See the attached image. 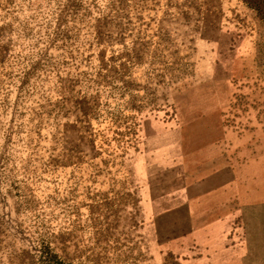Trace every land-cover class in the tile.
I'll list each match as a JSON object with an SVG mask.
<instances>
[{"label":"rangeland","instance_id":"1","mask_svg":"<svg viewBox=\"0 0 264 264\" xmlns=\"http://www.w3.org/2000/svg\"><path fill=\"white\" fill-rule=\"evenodd\" d=\"M0 264H264V0H0Z\"/></svg>","mask_w":264,"mask_h":264}]
</instances>
